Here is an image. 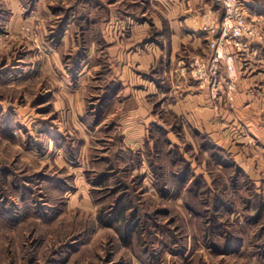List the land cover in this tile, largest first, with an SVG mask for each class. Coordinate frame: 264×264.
I'll return each mask as SVG.
<instances>
[{
	"label": "rangeland",
	"instance_id": "obj_1",
	"mask_svg": "<svg viewBox=\"0 0 264 264\" xmlns=\"http://www.w3.org/2000/svg\"><path fill=\"white\" fill-rule=\"evenodd\" d=\"M36 1L21 3L26 10L49 11L51 19L21 20L13 29L8 0H0V64L15 54L26 64L27 43L36 63L32 72L16 71L0 82V264H149L134 255L137 242L126 247L118 241L116 229L97 219L101 208L104 215H113L120 191L126 189L135 205L143 207L138 208L144 209L139 213H148L147 218L137 216L143 224V236L156 233L161 238L160 244L148 238L149 254L159 259L158 264H264V259L256 260L253 255L254 245L261 242L255 236L260 225L246 222L242 199L250 190L264 197V175L255 177L250 161L252 155L264 154L256 151L260 147L251 134L235 123V97L231 104L223 96L213 100L207 88H201L207 90L205 102L195 104L206 106L205 116L188 113L189 106L180 110L184 112L181 115L174 113L171 105L176 102L175 95L168 84L163 86V96L140 99L121 93L109 101L122 83L112 86L114 91L110 88L112 66L100 34V27L107 28L109 23L106 3ZM213 6L221 19L220 2H213ZM261 6L258 10L263 13L264 3ZM149 23L152 39L148 40H154L155 26L151 20ZM119 26L129 30L126 24ZM87 42L94 43L92 50ZM43 47L51 49L48 56L52 59L55 53L59 62L51 60L44 68L38 62ZM193 56L197 55L182 49L174 65L173 75L179 77L180 86L191 80L197 85L194 79L184 78L180 69ZM17 79L25 87L16 88L21 84ZM139 106L148 112L139 115L141 124L147 125L141 132V146L132 147L129 143L135 142L132 136L138 132H129L126 111ZM97 117L100 121L94 123ZM160 128L166 131L162 137ZM242 133L246 143L239 144L237 135ZM116 134L129 145L122 143L129 154L120 157L116 151ZM154 143L162 167L153 171L147 155L151 151L155 155ZM236 147L237 156H245L247 163L239 161L240 157L235 159ZM189 165L195 175L205 176L208 186H213L210 175L220 176V189L226 186L230 206L236 212L228 211L227 216L214 211L215 223L239 234L242 245L237 251L222 254L214 245L218 239L204 235L202 217L185 208L184 193L194 175L188 170V181L181 179ZM259 165L264 171V162ZM239 168L244 176L237 172ZM158 172L164 176L162 185ZM210 197L213 201L214 196L206 194V202ZM131 213L125 211L126 218Z\"/></svg>",
	"mask_w": 264,
	"mask_h": 264
},
{
	"label": "crops",
	"instance_id": "obj_2",
	"mask_svg": "<svg viewBox=\"0 0 264 264\" xmlns=\"http://www.w3.org/2000/svg\"><path fill=\"white\" fill-rule=\"evenodd\" d=\"M37 0L36 2H42ZM97 4L106 3V16L108 20L107 28L100 27L101 38L106 43L107 61L110 63L112 77L109 78L110 88L116 86L117 83H122V88H112L110 99L117 97L123 93L124 97L132 98H148L149 95L160 94L164 95V84H168L169 91L176 100L171 106L174 113L181 115L184 112L180 111L183 107L189 106L188 113L194 112L206 115V106L201 105L205 101L207 90L198 87L192 80L188 84H183L179 77L173 75V68L178 60L182 49L189 52V55L195 54L200 57H209L212 54V44L201 34L199 30L203 24H216L219 22L221 15L213 6V2L218 0H95ZM244 5L248 20H258L264 28V12H259L261 4L264 0H240ZM35 2V3H36ZM10 5L11 27L16 29L22 21L32 19H40L48 16L51 19L50 12L45 10L41 12L32 8L26 10L21 3V0H8ZM122 4V6H119ZM117 5V6H116ZM121 7V9H118ZM248 9V11H247ZM250 10V11H249ZM142 19L138 21L136 19ZM117 19L116 26L114 21ZM155 26V39H152L150 33V23ZM112 22V23H111ZM28 23V22H26ZM30 23V21H29ZM110 23L112 26L110 27ZM122 23L128 25L127 31L119 25ZM44 31V30H43ZM67 30L64 29L61 42L65 43ZM153 35V36H154ZM94 46V43L87 42ZM65 45V44H64ZM32 47L27 43L25 52L28 53V61L24 62L22 56L14 55L11 59H6L0 64V82L7 78L10 74H16V71L32 72L35 64L32 62L30 53ZM91 48L90 50H92ZM47 50V53H45ZM47 49L43 47L41 60L38 62L47 68L50 66L51 60L57 62L56 54L48 56ZM24 52V53H25ZM77 49L75 48V53ZM206 57V58H207ZM79 59V58H78ZM78 61V60H77ZM156 68V71H153ZM236 68L239 73L237 82V90L235 94V123L244 127L243 131H248L255 139L257 146L256 151H261L264 154V36L262 40L253 41L249 44L248 51L242 57L236 59ZM7 72L5 75L4 73ZM20 77V72L18 73ZM25 75H22L21 80L24 81ZM155 77L158 82L153 79ZM20 81L19 79L16 80ZM20 81L16 88L25 87L26 84ZM27 81V80H26ZM23 83V84H22ZM164 92V93H163ZM171 95V93L169 94ZM201 103V107L195 103ZM2 103V102H0ZM3 104V103H2ZM55 104V102H54ZM222 110V109H220ZM141 114L148 115V112H143L141 106L130 108L126 111L129 118V132H138V136H132L135 142L129 143L132 147H140L143 141L141 132L147 124H141ZM209 125V124H208ZM231 127V126H230ZM230 130L233 127L229 128ZM228 130V129H227ZM242 130V129H241ZM137 134V133H136ZM144 134V133H143ZM239 144L246 143L245 137L242 134L237 135ZM123 143L129 146L125 139ZM130 146V148H131ZM256 146V147H257ZM253 149V146H251ZM262 148V149H261ZM236 147L235 159L239 157L245 161L246 157L238 155ZM262 159V160H261ZM254 170V176L263 178L264 171L259 164L264 162L263 155L250 157ZM255 166V167H254Z\"/></svg>",
	"mask_w": 264,
	"mask_h": 264
},
{
	"label": "trees",
	"instance_id": "obj_3",
	"mask_svg": "<svg viewBox=\"0 0 264 264\" xmlns=\"http://www.w3.org/2000/svg\"><path fill=\"white\" fill-rule=\"evenodd\" d=\"M62 27V25H61ZM157 82L158 80L153 77ZM175 118L174 120H176ZM100 121V118L97 117L95 119L94 123H97ZM177 121V120H176ZM160 133L161 137L163 133H166V131L163 128H160ZM115 143L113 144L114 146H117V152L118 154L121 155L123 154H129L123 149V142L121 139L120 135L115 136ZM148 141V140H147ZM157 144L154 143L155 150L154 152L158 153L155 155L151 153H148L147 158L149 159V166L152 167V169L156 168L157 170H160L162 167L160 160V152H158V149L156 148ZM149 147V146H147ZM152 148V147H149ZM113 155H117V153H113ZM190 164V163H189ZM154 166V167H153ZM153 169V171H154ZM190 169V165L188 166V169H184L183 172V178L181 179L182 182H187L189 179V176L187 177L188 170ZM240 169V168H239ZM186 171V172H185ZM191 171V170H189ZM240 170H237L240 174ZM192 172V171H191ZM155 174V172H153ZM193 173V172H192ZM186 175V176H185ZM194 177V182L192 183L191 187L187 188L185 191V208L189 212L195 213L198 216L202 217V222H203V233L206 236L207 239H218V241L214 244L218 250L222 253H230V252H235L237 251L240 246L242 245V239L237 234L236 231L228 230L221 224V222H218V224L215 223V214L214 211L220 212V215L222 213L227 214L228 216V211L230 213L236 212V209H232L230 206L231 200L228 197L229 193L226 191V186L224 188L222 187L220 189V176L218 175H210L212 179V187L208 186L205 176L203 175H195L193 173ZM156 177H158V180L160 181V184L162 185L163 183V174L157 173ZM236 177V175L234 176ZM246 181L248 183H252V181L249 179L248 176L245 177ZM236 182H238V179H235ZM198 184H201V188H195ZM213 187L215 189H213ZM127 188V187H126ZM163 189V188H162ZM185 189V188H184ZM120 191V194L117 198L116 202V207L114 209V213L112 215H104L105 209H100V213L98 214V220L103 224V226L107 228H113L116 229L119 233L120 236H118V241L123 242L126 247H131L132 243H139V246L137 244L135 245L137 248L135 249L134 255L136 258H138L142 262H147L149 264H158L159 259L155 255L150 256L149 254V248L148 246V238L153 237L154 240L153 242L157 241L159 244L161 242V238L159 235L154 233L153 236L151 237H146L143 236L142 231L143 230V224L141 220L137 219L138 215H142L143 217L147 218L146 216L148 215L147 212H142L139 213L140 210L144 209H138V208H143V207H138L135 205L134 198H132V195L129 192ZM239 192V191H238ZM206 194H212V198L210 197L209 201L206 202ZM133 199V200H132ZM242 199L245 201V208L243 209V216L246 218L247 223H251L252 225L257 226L258 224L260 225L258 231L256 232V238L261 239V242L257 243L254 245V250H253V255L256 258V260H263L264 259V219H261L263 216L262 214L264 213V197L262 194L257 193L256 190H250V192H245L244 195L242 196ZM232 209V210H231ZM131 211V216L130 218H126L125 216V211ZM217 214V213H216ZM112 215V216H111ZM115 215V216H114ZM144 218V219H145ZM219 218V217H218ZM214 220V223H213ZM117 223V224H116ZM243 227V226H242ZM134 246V245H133ZM134 246V247H135ZM74 247V246H72ZM155 258V259H154ZM151 259V260H150ZM149 261V262H148Z\"/></svg>",
	"mask_w": 264,
	"mask_h": 264
},
{
	"label": "built area",
	"instance_id": "obj_4",
	"mask_svg": "<svg viewBox=\"0 0 264 264\" xmlns=\"http://www.w3.org/2000/svg\"><path fill=\"white\" fill-rule=\"evenodd\" d=\"M223 16L216 24H204L199 34L212 44L208 59L193 56L180 68L184 78L194 79L201 88H207L213 100L225 97L234 101L239 73L236 59L244 56L253 41L263 39L264 28L258 20H248L240 0H218Z\"/></svg>",
	"mask_w": 264,
	"mask_h": 264
}]
</instances>
